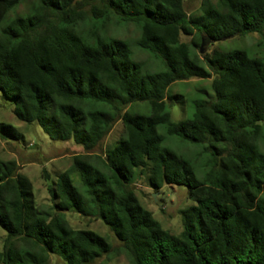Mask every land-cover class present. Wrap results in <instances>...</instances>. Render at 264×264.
Returning <instances> with one entry per match:
<instances>
[{"label":"trees","instance_id":"16d2710c","mask_svg":"<svg viewBox=\"0 0 264 264\" xmlns=\"http://www.w3.org/2000/svg\"><path fill=\"white\" fill-rule=\"evenodd\" d=\"M19 2L0 0V91L13 101L16 118L36 122L51 139L72 138L88 152L73 153L68 168L78 173L83 193L68 170L46 185L54 213L35 206L16 161L0 159L6 232L0 264H47L49 253L64 264H88L111 251L102 235L70 227L64 210L99 218L128 264H264V151L258 145L264 66L243 49L212 47L202 58L196 51L201 38L211 44L262 31L264 0H218L198 13H186L183 0H36L27 12L7 17ZM111 16L135 23V44L164 68L142 71L124 39L102 37L93 23L88 36L80 26L89 18L103 26ZM192 76H210L213 97L195 99L191 116L173 121L165 109L167 87ZM134 101H147L150 113L128 111ZM118 119L123 134L116 142L102 156L89 152ZM159 124L200 146V177L191 156L162 145ZM0 132L21 137L9 123H1ZM143 170L154 190L187 187L194 203L179 210L178 233L162 228L137 202L131 183ZM41 175L48 177L43 168Z\"/></svg>","mask_w":264,"mask_h":264},{"label":"rangeland","instance_id":"374dc122","mask_svg":"<svg viewBox=\"0 0 264 264\" xmlns=\"http://www.w3.org/2000/svg\"><path fill=\"white\" fill-rule=\"evenodd\" d=\"M36 0H20L14 8H11L7 17L14 14L27 12ZM218 0H183V8L186 13H198L205 4L216 5ZM87 6L82 9L86 10ZM99 20L89 18V21L80 22V26L89 36L91 23L97 26L98 33L104 37H116L124 39L130 49L132 59L140 61L142 71L151 72L164 68L159 58L152 53L142 50L135 44V38L138 35V27L131 21H118L115 17H110L101 26ZM180 39L188 41L189 36L180 34ZM212 47L221 50L243 49L247 55L259 58L264 66V27L262 31L245 32L243 34L233 35L218 41L207 42L204 51H209ZM197 53L202 58L203 52ZM199 63L208 68L204 60ZM213 90L211 87V77H189L184 80H176L169 84L164 98L165 109L168 110L170 119L173 121L190 117L193 111V101L200 98H212ZM13 101L5 97L0 91V124L9 123L20 132V138H13L9 135H3L0 132V159H13L18 164V173L26 177L31 185L33 202L35 206L47 213L57 212L51 206L50 195L46 185L50 184L56 175L62 170H68L72 162V154L85 151L79 143L72 138L61 140L51 139L42 130L36 122L21 121L13 113ZM128 111L133 113L148 114L150 107L147 101H134L126 106ZM261 123V122H260ZM264 135V123H262ZM121 121H114L108 133L101 141L89 152L92 154L103 155L104 151L111 147L117 138L123 134ZM158 133L163 135L162 145L173 150L176 153H183L186 157L193 158L192 164L194 174L200 177L205 160V154L200 150V146L176 135L165 133L164 126H156ZM258 145L264 151V136L258 139ZM93 155L90 161H93ZM43 168L48 177L43 179L41 175ZM104 171V168L99 167ZM138 171V168H134ZM68 175L73 186L83 193V188L78 176L74 170H68ZM137 202L145 209L151 212L152 217L159 225L171 233H178L181 230V221L179 210L194 203L187 193V187L183 184H163L159 189H152L146 181V171L137 175L131 183ZM264 197V186L261 192ZM66 220L67 224L73 228H89L102 235L112 249L106 254L101 255L88 264H128L129 259L120 246L112 231L99 218L94 216L81 215L77 212L64 210L59 211ZM5 230L0 227V249H2ZM17 246L23 245L22 240L14 239ZM47 264H64L63 261L53 253L48 254Z\"/></svg>","mask_w":264,"mask_h":264},{"label":"water","instance_id":"95a60500","mask_svg":"<svg viewBox=\"0 0 264 264\" xmlns=\"http://www.w3.org/2000/svg\"><path fill=\"white\" fill-rule=\"evenodd\" d=\"M207 42L203 41V39H200L199 45H198V52H203L205 45Z\"/></svg>","mask_w":264,"mask_h":264}]
</instances>
